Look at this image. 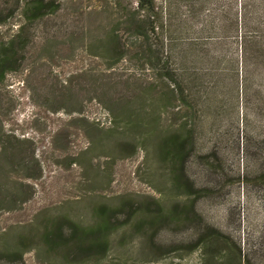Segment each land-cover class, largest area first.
<instances>
[{
    "label": "rangeland",
    "instance_id": "1",
    "mask_svg": "<svg viewBox=\"0 0 264 264\" xmlns=\"http://www.w3.org/2000/svg\"><path fill=\"white\" fill-rule=\"evenodd\" d=\"M28 1L0 0V44L24 27L18 69L0 82V264H81L36 241L22 260L8 254L47 217L88 226L103 206L117 212L128 200L137 213L120 211L107 256L84 264H264V0H250L255 44L239 37L242 0H155L186 103L156 82L147 46L108 66L109 33L120 26L129 37L122 22L137 0H56L27 21ZM121 111L158 118L157 133L115 130ZM187 129L192 194L157 148ZM129 143L139 145L132 155ZM173 210L182 213L155 233L153 215Z\"/></svg>",
    "mask_w": 264,
    "mask_h": 264
},
{
    "label": "trees",
    "instance_id": "2",
    "mask_svg": "<svg viewBox=\"0 0 264 264\" xmlns=\"http://www.w3.org/2000/svg\"><path fill=\"white\" fill-rule=\"evenodd\" d=\"M204 7V5L202 6ZM58 8L56 0H29L24 9V16L27 21L41 18ZM253 4L250 0H242L241 9L239 10L237 20L239 37L242 42L256 43L254 39L260 38L257 30L251 24V12ZM13 15V14H11ZM5 18H0V22H5ZM162 11L158 9L155 0H137L135 6H131L126 13L124 20V30L127 31L129 37L126 40L121 38L118 31L120 26L112 29L109 33V51L112 55V60L108 62V66L113 68L122 60H130V55L134 50L148 47L149 52L148 63L153 70L156 69V82L163 81L168 87V93L177 96L180 95L179 100L186 103L187 96L186 89L181 82L182 75L179 73V68L175 67L176 62L173 54L165 45L163 32ZM121 23V24H122ZM160 29L161 32H160ZM24 27L12 38L0 44V82L4 81L6 73L9 70L18 69L17 63L20 62L16 57L17 47L16 42L20 39ZM259 44V41L257 42ZM21 46V45H20ZM155 61L157 64H155ZM166 79V82L163 80ZM155 82V87H156ZM184 82V81H183ZM153 91V90H152ZM122 110L126 111L124 102L120 100L117 102ZM170 106V105H165ZM172 106V105H171ZM119 108V109H120ZM164 107L159 106V110ZM155 108L154 111H157ZM115 112V111H114ZM123 115V111H121ZM127 112V111H126ZM161 112V110H160ZM158 118H149L143 120L141 116L136 114H126L125 117L114 116V128L126 131L133 127L141 128L140 134L144 139H148L158 131ZM192 144V134L187 129L180 134H168L163 136L157 143L159 154L165 160L175 161L177 168V180L188 194L198 191L194 184L187 178L184 165L186 157L190 154ZM128 150L127 155L136 153L139 145L136 143H129L124 146ZM130 147V148H129ZM130 149V151H129ZM155 199V198H153ZM158 201L157 199H155ZM136 204L134 200H128L123 204L117 212H112L108 207L103 206L96 213L98 218L94 224L83 225L67 216L47 217L42 229H37L33 234H24L19 237L18 243L19 251L9 252L10 256H16L17 259L22 260L24 252L33 248L34 241L39 246H44L49 254L61 255L66 259H70L76 263H87L90 260H100L107 256L110 250V232L117 227L116 218L122 210H130L131 217L137 213ZM187 209L194 211V206L189 205ZM182 213L180 210H173L168 215L155 213L149 221L150 227L156 233L158 229V222L168 220L169 218ZM128 223V222H125ZM144 223H139V228H142ZM204 238H200L193 246L196 249L203 242Z\"/></svg>",
    "mask_w": 264,
    "mask_h": 264
}]
</instances>
